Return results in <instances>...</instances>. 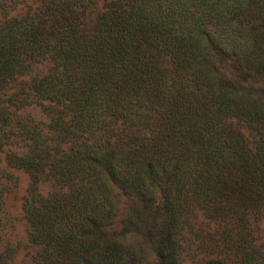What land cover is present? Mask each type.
Listing matches in <instances>:
<instances>
[{
    "label": "trees",
    "instance_id": "16d2710c",
    "mask_svg": "<svg viewBox=\"0 0 264 264\" xmlns=\"http://www.w3.org/2000/svg\"><path fill=\"white\" fill-rule=\"evenodd\" d=\"M24 1L0 0V154L30 264H264V0Z\"/></svg>",
    "mask_w": 264,
    "mask_h": 264
},
{
    "label": "rangeland",
    "instance_id": "374dc122",
    "mask_svg": "<svg viewBox=\"0 0 264 264\" xmlns=\"http://www.w3.org/2000/svg\"><path fill=\"white\" fill-rule=\"evenodd\" d=\"M36 6V1L26 0L16 5L11 14L32 11ZM257 86L264 90V81ZM25 111L30 112L37 119H42L37 108H27ZM28 183V174L20 169L7 167L3 154H0V248L8 245L15 250L13 257L6 264H30L31 256L34 253V248L26 241L25 224L21 213V205ZM44 188L42 187V189ZM124 213L125 204L121 200L118 206V215L114 221L115 228L120 227V219ZM257 237L259 240H264V208L257 225ZM147 256L148 264H154L151 252ZM191 258H193L192 252L189 251L184 261L188 263Z\"/></svg>",
    "mask_w": 264,
    "mask_h": 264
}]
</instances>
